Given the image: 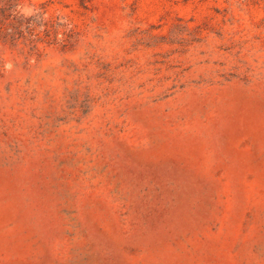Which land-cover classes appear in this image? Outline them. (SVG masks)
Returning a JSON list of instances; mask_svg holds the SVG:
<instances>
[{"label": "rangeland", "instance_id": "1", "mask_svg": "<svg viewBox=\"0 0 264 264\" xmlns=\"http://www.w3.org/2000/svg\"><path fill=\"white\" fill-rule=\"evenodd\" d=\"M0 264H264V0H0Z\"/></svg>", "mask_w": 264, "mask_h": 264}]
</instances>
